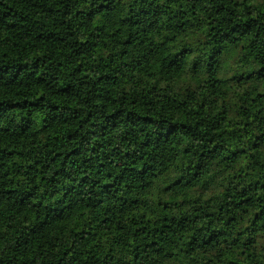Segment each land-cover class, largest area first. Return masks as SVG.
<instances>
[{
    "label": "trees",
    "instance_id": "1",
    "mask_svg": "<svg viewBox=\"0 0 264 264\" xmlns=\"http://www.w3.org/2000/svg\"><path fill=\"white\" fill-rule=\"evenodd\" d=\"M0 264H264V0H0Z\"/></svg>",
    "mask_w": 264,
    "mask_h": 264
},
{
    "label": "rangeland",
    "instance_id": "2",
    "mask_svg": "<svg viewBox=\"0 0 264 264\" xmlns=\"http://www.w3.org/2000/svg\"><path fill=\"white\" fill-rule=\"evenodd\" d=\"M230 65H232V63H230Z\"/></svg>",
    "mask_w": 264,
    "mask_h": 264
}]
</instances>
